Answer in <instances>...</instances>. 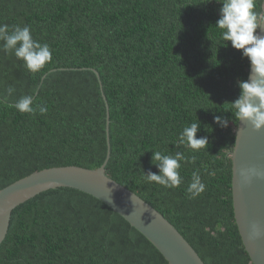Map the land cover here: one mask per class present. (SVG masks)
Here are the masks:
<instances>
[{"label":"trees","instance_id":"obj_1","mask_svg":"<svg viewBox=\"0 0 264 264\" xmlns=\"http://www.w3.org/2000/svg\"><path fill=\"white\" fill-rule=\"evenodd\" d=\"M220 7L215 0H0V24L27 25L52 50L36 74L0 50V190L44 169H98L110 153L106 174L163 214L206 264H253L234 213L239 119L228 111L251 69L230 41L224 46L215 26ZM8 87L15 91L5 99ZM24 95L47 112L8 106ZM216 115L229 118L227 128ZM198 120L197 138L209 143L193 151L178 137ZM152 151L183 153L179 187L146 181L147 172L158 174ZM194 171L205 190L190 199ZM0 264L170 263L107 204L58 188L13 212Z\"/></svg>","mask_w":264,"mask_h":264},{"label":"water","instance_id":"obj_2","mask_svg":"<svg viewBox=\"0 0 264 264\" xmlns=\"http://www.w3.org/2000/svg\"><path fill=\"white\" fill-rule=\"evenodd\" d=\"M260 35L264 36V29ZM231 156L236 223L252 263L264 264V175H256L257 171L264 173V127L256 131L247 121H239ZM110 157L108 153L107 161L98 169L77 166L44 169L0 190V248L18 207L46 191L71 188L107 204L143 234L170 264H206L163 214L106 175ZM242 170L246 171V177L241 175ZM256 224L261 228L258 238L251 234Z\"/></svg>","mask_w":264,"mask_h":264},{"label":"clouds","instance_id":"obj_3","mask_svg":"<svg viewBox=\"0 0 264 264\" xmlns=\"http://www.w3.org/2000/svg\"><path fill=\"white\" fill-rule=\"evenodd\" d=\"M215 2L222 5L215 26L220 30L221 39L225 42L224 46L226 47L227 42L230 41L231 46L241 51L242 56L248 59L251 69L249 79L238 81L240 94L231 102L232 108L228 111L239 121H247L254 130L259 131L264 127V36L260 35V30L264 29V10H257V0H215ZM0 42H3L0 50L5 54H13L32 74L41 72L46 64L52 61L50 46L35 40L27 25H16L10 28L7 24H0ZM47 76L48 74L46 78ZM98 77L100 79V75ZM14 91L13 87H8L5 99L11 97ZM8 106L22 114L35 115L38 112L43 115L47 112L46 106L34 104L33 95L21 96L15 103ZM214 122L227 128L229 118L216 115ZM199 130V120L184 127L179 134L178 144L193 151L206 148L209 143L208 138L206 136L197 138ZM152 153L151 162L158 168V174L151 171L144 173L146 181L155 182L164 188L179 187L183 180L179 172L180 162L186 159L183 153L177 152L174 155L162 154L159 151H152ZM241 175L246 177V171L242 170ZM256 175L261 176L264 173L257 171ZM204 190L205 184L199 172L194 171L187 188L189 198L195 199ZM251 234L257 238L261 235L258 224L252 226Z\"/></svg>","mask_w":264,"mask_h":264}]
</instances>
